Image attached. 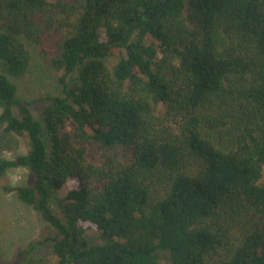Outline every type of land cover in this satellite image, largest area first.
I'll use <instances>...</instances> for the list:
<instances>
[{"label":"trees","instance_id":"1","mask_svg":"<svg viewBox=\"0 0 264 264\" xmlns=\"http://www.w3.org/2000/svg\"><path fill=\"white\" fill-rule=\"evenodd\" d=\"M8 25L60 73L38 119ZM17 167L56 264H264V0H0Z\"/></svg>","mask_w":264,"mask_h":264},{"label":"rangeland","instance_id":"2","mask_svg":"<svg viewBox=\"0 0 264 264\" xmlns=\"http://www.w3.org/2000/svg\"><path fill=\"white\" fill-rule=\"evenodd\" d=\"M3 32L18 38L29 53V65L22 77L10 78L17 89V96L27 101L33 116L38 119L48 98L59 95L57 79L59 72L47 67L39 58L35 44L16 34L9 25ZM111 62V60H110ZM27 151V142L20 139V146L4 157L12 159ZM32 175L24 168L10 169L0 179V260L3 264H56V258L47 245L29 244L40 239L45 223L36 211L23 204L16 192L6 188H15L30 183ZM165 260L162 258V262Z\"/></svg>","mask_w":264,"mask_h":264}]
</instances>
